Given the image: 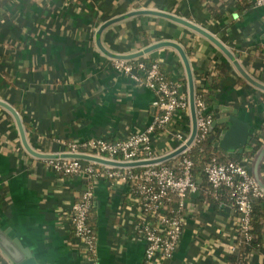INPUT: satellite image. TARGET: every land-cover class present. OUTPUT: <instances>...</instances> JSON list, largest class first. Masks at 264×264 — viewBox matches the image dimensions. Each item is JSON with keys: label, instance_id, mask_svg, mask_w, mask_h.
Masks as SVG:
<instances>
[{"label": "crops", "instance_id": "1", "mask_svg": "<svg viewBox=\"0 0 264 264\" xmlns=\"http://www.w3.org/2000/svg\"><path fill=\"white\" fill-rule=\"evenodd\" d=\"M117 55L157 62L187 96L189 76L195 90L225 62L242 81L218 88L214 130L230 124L223 119L232 115L249 125L250 139L262 145L241 162L264 187V5L0 0V227L40 264H227L239 245L232 202L215 206L196 200L198 190L189 193L174 252L147 260L145 241L134 228L133 195L106 177L92 182V259L77 243L70 211L84 176L65 175L49 160L65 153L69 141L125 138L144 129L158 110L154 91L115 67ZM191 126L190 107L176 110L151 133L157 156L179 147L176 133L187 139ZM215 146L226 154L243 150ZM0 264H12L1 249ZM244 264H264V242L250 249Z\"/></svg>", "mask_w": 264, "mask_h": 264}, {"label": "built area", "instance_id": "2", "mask_svg": "<svg viewBox=\"0 0 264 264\" xmlns=\"http://www.w3.org/2000/svg\"><path fill=\"white\" fill-rule=\"evenodd\" d=\"M264 5V0H254ZM118 70L127 72L138 84L152 89L156 95L157 111L152 121L142 130L131 133L125 138L111 140L94 137L83 141H69L63 151L90 153L119 161H132L157 157L154 152L151 133L164 127L178 109H189V99L180 84L167 78L157 62L146 64L143 60L135 62L126 58H115ZM196 114V133L191 143L181 153L176 169L164 163L155 162L142 165L114 166L97 169L90 162L80 158L60 156L50 159L49 163L65 175H82L91 180L71 203L70 222L73 235L80 247L94 255L95 229L88 223V213L93 204V180L106 177L110 186H127L133 195L134 228L145 241L144 253L147 260L155 254L169 257L175 250L184 222L183 208L189 193L196 192L198 186L192 177L193 161L185 153L207 133L212 125V115L200 96H194ZM180 145L186 141L182 131L176 133ZM139 155H142L139 157ZM206 178L214 188L228 186L233 204L238 212L242 236L250 237L251 197L264 196V188L242 162L233 160L219 162L212 156L205 166ZM174 195V196H173Z\"/></svg>", "mask_w": 264, "mask_h": 264}, {"label": "trees", "instance_id": "3", "mask_svg": "<svg viewBox=\"0 0 264 264\" xmlns=\"http://www.w3.org/2000/svg\"><path fill=\"white\" fill-rule=\"evenodd\" d=\"M143 61L146 64H150L149 61ZM164 75L169 78L165 73ZM241 79V77H232L225 62L222 61L218 63L217 70L214 73H212L210 76L204 77L202 87L195 88V96H200L202 98L204 103L208 106V111L211 113L212 118L214 119L213 104L216 103L215 97L218 88L220 86L233 85L239 83L242 81ZM218 134L219 131L216 129L214 130V127L209 129L201 140L197 141L188 151L185 152L190 156L193 161L192 177L198 186V196L195 197V199L211 201L215 206L220 200L230 201L232 203L233 201L230 196V188L228 186H220L214 188L207 181L205 166L207 165L211 157L215 156L219 162H225L229 160L241 162L243 157L252 156L262 145V140L257 137H252L249 142V144H251L250 148H245L240 152L226 154L225 152L220 151L214 144L218 139ZM184 149L178 152L177 154L173 155L172 157L161 161V163H164L176 169L178 166L180 155L184 151ZM141 156L142 155H139V157ZM80 160L82 162H90L89 160H85L83 158H80ZM92 164L97 167L104 166L114 168L113 165L101 162L93 161ZM84 181L85 185L91 182V180H89L88 178H84ZM88 223L92 225L91 221L89 220V213ZM251 225L252 227L249 231V238H245L242 236V232L239 227V245L235 251V254L229 257L227 264H244V262H246L247 253L250 251V249L252 247H260V245L264 242V196L251 197ZM87 256H89L88 253Z\"/></svg>", "mask_w": 264, "mask_h": 264}, {"label": "water", "instance_id": "4", "mask_svg": "<svg viewBox=\"0 0 264 264\" xmlns=\"http://www.w3.org/2000/svg\"><path fill=\"white\" fill-rule=\"evenodd\" d=\"M115 57L128 58L127 55H117ZM188 94H189L188 99H189V107H190L191 120H192L190 133L184 143H182L181 145H179V147L168 153L153 158L137 159L132 161H119L95 154H88L81 152L78 153L66 152V153H61L60 156L83 158V159H87L95 162H101L109 165H115V166L142 165V164L160 162L167 158H170L173 155L180 152L181 150H183L188 144H190L196 133V114H195V105H194L195 90L190 76H189ZM223 120H228L230 124H227L220 129L218 134V139L215 142V145L219 144L223 146L225 149H230V148L232 149L240 148V150L243 149V145L245 144V142L250 139V136L248 135L249 125L233 115L226 116L224 117ZM215 124L216 121L215 122L213 121L210 129L213 128ZM234 138H237V140L235 141L236 143L232 146L229 145L231 140H233ZM254 177L256 181L259 183L257 175H254ZM0 249L2 254L12 264H40L31 254L30 250L27 247H23L18 239L11 237L7 233V230L1 227H0Z\"/></svg>", "mask_w": 264, "mask_h": 264}]
</instances>
